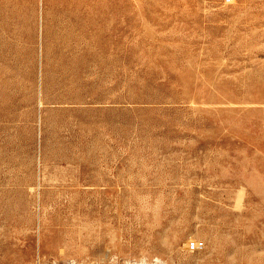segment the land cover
<instances>
[{"label":"rangeland","instance_id":"rangeland-1","mask_svg":"<svg viewBox=\"0 0 264 264\" xmlns=\"http://www.w3.org/2000/svg\"><path fill=\"white\" fill-rule=\"evenodd\" d=\"M0 264H264V0H0Z\"/></svg>","mask_w":264,"mask_h":264}]
</instances>
